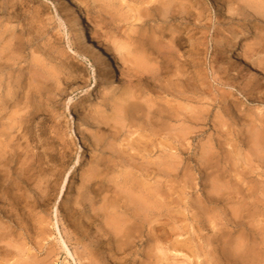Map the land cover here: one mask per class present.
Here are the masks:
<instances>
[{"label": "rangeland", "instance_id": "obj_1", "mask_svg": "<svg viewBox=\"0 0 264 264\" xmlns=\"http://www.w3.org/2000/svg\"><path fill=\"white\" fill-rule=\"evenodd\" d=\"M73 1L118 61L116 75L78 43L61 0H0V264H219L222 250L247 248L264 260V0ZM153 74L167 92L145 80L130 122L118 96ZM165 109L162 128L150 111ZM161 191L172 204L169 242L135 236L131 250H110L106 229L120 207L136 198L143 208ZM90 204L103 213L94 224L80 211Z\"/></svg>", "mask_w": 264, "mask_h": 264}, {"label": "bare ground", "instance_id": "obj_2", "mask_svg": "<svg viewBox=\"0 0 264 264\" xmlns=\"http://www.w3.org/2000/svg\"><path fill=\"white\" fill-rule=\"evenodd\" d=\"M157 1V0H156ZM149 2V1H148ZM151 2V1H150ZM153 2V1H152ZM198 3V2H197ZM76 3H74L73 0H61V5H62V9L63 12L66 16V20L68 21L67 23H69V25L71 26V29L73 30L74 36L76 38V40L78 41L79 44L86 46L88 49H91V51L93 52V58L95 59V61L99 64V69L104 71V72H109V74L111 76H114L117 74V70L119 69V64L118 61L116 59L113 58V61L110 60V58H108V53L105 51V48L103 47V45L101 44V42L98 39V36L94 33V31H92V29L90 28V25L88 23V21L86 20V18L84 17V15L82 14V12H80L77 8V6L75 5ZM168 5V4H166ZM137 6V5H136ZM138 7V6H137ZM155 6H150L149 9H152ZM232 7V6H231ZM139 8V7H138ZM222 8V7H221ZM195 9V8H194ZM235 9V8H234ZM159 11V10H158ZM237 11V9H236ZM242 11V10H241ZM156 12V11H155ZM168 12H166L164 14V21L165 22H169L172 21L174 18L172 15L167 14ZM151 14V13H150ZM143 15V14H142ZM256 15L262 16L264 17L263 13L260 12H256ZM199 16V15H198ZM208 16V15H207ZM138 18V17H137ZM193 18V17H192ZM180 19V18H179ZM264 19V18H263ZM263 19H257V21H261L264 22ZM139 20V19H138ZM162 20V18H161ZM160 20V21H161ZM195 22V21H194ZM196 23V22H195ZM242 23V22H241ZM207 25V24H206ZM69 26V27H70ZM235 32V31H234ZM170 33V32H169ZM225 33V32H224ZM241 34V33H240ZM142 35V34H141ZM201 36V35H200ZM238 36V35H237ZM197 37V36H196ZM235 39V38H234ZM193 40V39H192ZM76 41V42H77ZM195 41V40H194ZM236 41V40H235ZM222 42V41H221ZM151 45V44H150ZM86 49V48H85ZM153 49V48H152ZM145 50V49H144ZM88 51V50H87ZM85 53V52H84ZM143 53V52H142ZM92 57V56H91ZM262 57V56H261ZM131 58V57H130ZM152 59V58H151ZM263 59V58H262ZM131 61V59H129ZM128 60V61H129ZM136 60V59H135ZM133 60V61H135ZM132 61V62H133ZM139 61V60H138ZM212 61V60H211ZM137 62V61H136ZM160 62V61H159ZM132 64L135 65V63L133 62ZM144 64V63H143ZM138 65V64H136ZM141 65V63H140ZM139 66V65H138ZM176 66V65H175ZM183 66V65H182ZM261 66V65H260ZM147 68V67H145ZM152 68V67H150ZM179 68V67H178ZM181 68V66H180ZM163 69V68H161ZM197 69V68H196ZM199 69V68H198ZM208 69V68H207ZM220 69V67H219ZM223 69V68H222ZM133 70V69H132ZM238 70V69H236ZM166 71V70H165ZM182 71V70H181ZM167 72V71H166ZM225 72V71H224ZM175 75V74H173ZM35 76V74H34ZM104 76V75H103ZM177 76V75H176ZM30 77V76H29ZM137 77V83H131L130 85H128V87L124 88L123 91L120 93V95L118 96L119 100H123L126 104L124 106V111H125V116L126 118L130 121V122H134L135 120H137L139 118V115L137 116L138 112L140 111V109L142 108V102H141V97H142V89H141V84H145L144 81L147 80L149 81L148 83H152L153 87H160V89H163L165 92H167V85H163V79L157 75V74H153L150 77H147L146 79L143 77H140L138 75H136ZM167 77V76H166ZM38 78V77H37ZM181 78V77H179ZM170 79V78H169ZM105 80L107 81L108 79L105 77ZM167 80V79H166ZM184 80V79H183ZM47 81V80H46ZM143 81V83H142ZM169 81V80H168ZM259 81V80H258ZM188 82V81H186ZM191 82V81H189ZM249 82V81H247ZM264 82V81H263ZM167 82H165L166 84ZM177 83V82H176ZM194 83V82H193ZM209 82H207L208 85ZM43 84V82H42ZM186 84V83H185ZM188 84V83H187ZM196 84V82H195ZM253 84V83H252ZM146 85V84H145ZM151 85V84H150ZM178 85V83H177ZM246 85H249L248 83H246ZM245 85V86H246ZM251 85V84H250ZM249 85V86H250ZM149 86V85H148ZM172 86V85H171ZM131 87L135 88L136 90L132 89ZM198 87V86H197ZM247 87V86H246ZM41 88V86H40ZM174 88V87H173ZM185 88V87H183ZM182 88V89H183ZM219 88V87H218ZM259 88V87H258ZM180 89V86H179ZM177 89V90H179ZM222 89V88H221ZM239 89V88H238ZM34 90V89H33ZM171 90V89H169ZM181 90V89H180ZM184 90V89H183ZM220 90V89H219ZM223 90V89H222ZM185 91V90H184ZM201 91V90H200ZM218 91V90H217ZM157 92V91H156ZM160 92V91H158ZM172 92V91H171ZM186 92V91H185ZM44 93V92H43ZM161 93V92H160ZM191 93V92H190ZM164 94V93H163ZM173 94V93H172ZM185 94V93H184ZM193 94V92H192ZM260 94V93H259ZM170 95V94H169ZM178 95V94H177ZM146 96V95H145ZM161 96V95H160ZM174 96V95H173ZM182 97V96H181ZM180 97V98H181ZM186 97V95H185ZM261 97V96H260ZM52 98V97H51ZM50 98V99H51ZM208 99V98H207ZM249 99V98H248ZM255 99V98H254ZM258 100V99H257ZM163 101V100H162ZM209 101V100H208ZM262 101V100H261ZM116 102V101H115ZM173 102V101H172ZM205 102V101H204ZM210 102V101H209ZM122 103V102H121ZM145 103V101H144ZM177 102H174V104ZM182 103V102H181ZM153 104V103H152ZM155 104V103H154ZM167 104V103H166ZM171 103H169L170 105ZM118 106H120L118 104ZM168 106V105H167ZM175 106V105H174ZM71 107V106H70ZM123 107V106H122ZM148 107V106H147ZM152 107V106H150ZM156 107V106H155ZM172 107V106H171ZM181 107V106H179ZM187 107V106H186ZM162 109V107H160ZM184 108V107H183ZM119 110V109H118ZM151 110V109H150ZM154 117H158L159 120V124L162 125V128H164V126L166 125L165 123V119L168 117L166 113V109L161 111V110H152L150 111ZM68 113L72 114L73 112L71 111L70 108H68ZM186 113V111H185ZM115 114V113H114ZM122 114V113H121ZM145 114V113H144ZM187 114V113H186ZM263 114V113H262ZM188 115V114H187ZM227 115V114H226ZM173 116V115H172ZM118 117V116H117ZM142 117V116H141ZM176 117V116H175ZM174 117V118H175ZM189 117V116H188ZM198 117V116H197ZM140 119V118H139ZM164 120V121H163ZM258 120V119H257ZM260 120V119H259ZM263 120V119H262ZM190 121V120H189ZM216 121V119H215ZM126 122V121H125ZM246 122V121H245ZM259 122V121H258ZM211 123V122H210ZM221 123V122H220ZM252 124V123H251ZM263 124V123H261ZM173 125V124H172ZM128 126V125H127ZM222 126V125H221ZM226 126V125H225ZM230 126V125H229ZM250 126V125H249ZM248 126V127H249ZM264 126V125H263ZM227 129V126L225 127ZM214 129V128H213ZM221 131V130H220ZM223 131V128H222ZM100 132V131H99ZM166 132V131H165ZM222 133V132H221ZM227 133V132H226ZM161 134V133H160ZM190 134V133H189ZM231 134V133H229ZM99 135V134H98ZM128 135V134H127ZM181 135V133H180ZM176 136V135H175ZM179 135L177 134V137ZM102 137V136H101ZM96 138V136H95ZM182 138V137H181ZM197 138V137H196ZM129 139V138H128ZM98 141V140H97ZM229 141V140H228ZM164 143V142H163ZM253 146V145H252ZM142 149V148H141ZM149 149V148H148ZM124 150V149H123ZM257 150V149H256ZM148 151V150H147ZM181 151V150H180ZM226 151V150H225ZM249 151V150H248ZM153 152V151H152ZM120 153V152H119ZM122 153V152H121ZM249 153V152H248ZM20 154V153H19ZM202 155L205 153H201ZM208 155V154H207ZM250 155V154H249ZM206 156V155H205ZM213 156V155H212ZM211 156V157H212ZM260 156V155H259ZM210 157V158H211ZM262 157V156H261ZM162 158V157H161ZM209 158V157H208ZM137 159V158H135ZM7 160H9L7 158ZM211 160V159H210ZM13 161V160H12ZM82 158H78V161L76 162V164L74 166H72L73 168L69 171V173H67L65 175V177L62 179L61 184L59 185V189H60V194H61V199L64 197L66 191L68 190L70 183H71V179L72 176L83 166V162H82ZM10 163V162H9ZM2 164V163H1ZM7 165V164H6ZM9 165V164H8ZM162 165V164H161ZM164 165V164H163ZM166 165V164H165ZM36 167V166H35ZM139 167V166H137ZM144 167V166H143ZM1 168V167H0ZM7 168V167H6ZM28 168V167H27ZM172 168V167H171ZM174 168V167H173ZM217 168V167H216ZM164 169V167H163ZM4 170V169H3ZM161 170V169H160ZM186 170V169H185ZM29 172V170H27ZM26 171V172H27ZM172 172V169H171ZM187 172V171H186ZM238 173V172H237ZM91 174V173H90ZM95 174V173H94ZM187 174V173H186ZM214 174V173H213ZM239 174V173H238ZM11 175V174H10ZM23 175V174H22ZM21 175V177H22ZM93 175V173H92ZM89 177V175H87ZM96 176V175H94ZM135 176V175H134ZM184 176V175H183ZM20 177V181L22 178ZM228 178V177H227ZM1 179V178H0ZM11 180L9 181V185L12 184L13 182L16 181V178H10ZM93 176L88 178L86 181H83L81 188H79V191L77 193V195L79 197H81V199L83 200L84 194L86 190L93 192L95 188H92V185H88V183H90L92 181ZM225 179V178H224ZM143 180V179H142ZM218 180V179H217ZM225 181V180H224ZM170 182V181H168ZM167 182V184H168ZM215 182V181H214ZM229 182V181H228ZM17 183V182H16ZM21 183V182H20ZM19 183V184H20ZM102 183V182H101ZM3 184V183H2ZM138 185V184H137ZM94 186V185H93ZM235 186V185H234ZM219 187V186H218ZM221 187V186H220ZM101 188V187H100ZM166 190V189H165ZM226 191V190H225ZM9 192V191H8ZM97 192V191H96ZM152 192V191H151ZM156 192V191H155ZM228 192V191H227ZM103 193V192H102ZM101 193V194H102ZM100 194V193H99ZM98 194V195H99ZM104 194V193H103ZM223 194V193H222ZM97 195V193H96ZM108 195V194H107ZM118 195V194H117ZM77 196V197H78ZM162 199L160 200L159 197H157L156 194L154 195H150L147 198V202L145 203L146 206L143 205V208H140V206L137 205V202H141L140 200L136 199V198H132V201H128L125 202V204L123 206L120 207V209H122V219L121 221L116 225H112L108 226V228H104L106 229V234L109 235L108 239H107V243L108 245H110V250H117V251H121L123 252H127L128 250H131L133 247H136L135 245V240L132 237L135 236H139L140 241H142V245H148L150 246L152 242H154V239H158L156 236L158 235L160 237H163L162 239L164 240H168L169 242V238L170 235L173 231L172 228L169 227V221L168 219H171V209L169 207L170 205V201H168L169 199V195H167L164 191L160 192L159 195ZM96 197V196H95ZM95 197H93L95 199ZM130 197V196H129ZM128 197V198H129ZM136 197V196H134ZM146 197V196H145ZM109 198V197H108ZM159 198V199H158ZM209 199L211 201H219L220 199L218 198H214L213 197H209ZM92 197L88 199V201H92ZM105 200V199H103ZM124 200V199H123ZM146 201V200H145ZM210 201V202H211ZM100 202V201H99ZM79 201H77V205H78ZM98 203V202H97ZM109 203V201H108ZM124 203V202H122ZM200 203V202H199ZM246 203V202H245ZM244 203V204H245ZM103 204V203H102ZM144 204V203H142ZM177 204V203H176ZM81 205V204H80ZM109 205L111 206V203H109ZM113 205V204H112ZM117 205H119L117 203ZM121 205V204H120ZM172 205V204H171ZM170 205V206H171ZM246 205V204H245ZM69 206V205H68ZM84 206V205H83ZM103 206H108V205H103ZM102 206V207H103ZM114 206V205H113ZM89 207V206H88ZM237 207V206H236ZM116 208V207H115ZM104 209V208H103ZM113 209V207L111 208ZM71 212H73V210L70 208ZM80 210V209H79ZM82 213L87 214V218L90 220L92 219V224L97 223L98 219L102 216L103 213L100 212V209L97 207H94V205L90 204L89 207V211L86 210V206H84ZM79 212V211H77ZM76 212V213H77ZM106 212V210L104 211ZM206 212V211H205ZM251 212V211H250ZM58 213V208H56V215ZM69 213V212H68ZM80 213V212H79ZM117 213V212H116ZM107 214V212H106ZM105 214V215H106ZM115 214V213H114ZM113 214V216H114ZM120 214V213H119ZM120 214V215H121ZM69 215H74L72 213H69ZM119 215V216H120ZM180 215V214H179ZM183 215V214H182ZM207 215V214H206ZM241 215V214H240ZM251 215V214H250ZM84 216V215H83ZM109 216V215H108ZM107 216V217H108ZM117 216V215H116ZM181 216V215H180ZM242 216V215H241ZM260 216V215H259ZM106 218V217H105ZM121 218V217H120ZM109 219V218H106ZM110 219L112 220L113 218L110 217ZM117 219V218H115ZM119 219V218H118ZM118 219L116 221H118ZM193 219V218H192ZM241 219V218H240ZM120 220V219H119ZM107 221V220H106ZM246 222V221H245ZM84 223V222H83ZM107 223V222H106ZM250 223V222H249ZM8 224V223H7ZM115 224V223H114ZM24 225V224H23ZM56 227V230L59 234V242L60 245L62 246V248L64 250L67 251V253L73 257V252H71L68 242L67 240L63 237L61 231H60V227H59V223L58 220L54 225ZM173 227V226H172ZM1 228V227H0ZM174 228V227H173ZM103 229V228H102ZM255 229V228H254ZM214 231V230H213ZM33 232V230H32ZM94 232V231H93ZM174 232V231H173ZM82 233V232H81ZM2 234V233H1ZM45 234V233H44ZM52 234V233H51ZM76 234L78 235V233L76 232ZM50 236V234H49ZM106 236V235H105ZM43 237V235H42ZM156 237V238H155ZM131 238L134 240L131 241ZM138 238V239H139ZM2 239V238H1ZM45 239V238H44ZM80 239V236L78 238V240ZM137 239V240H138ZM161 239V238H159ZM171 239V238H170ZM177 239V238H176ZM174 239V240H176ZM181 239V236H180ZM77 240V242H78ZM161 241V240H160ZM159 242V241H158ZM166 242V241H165ZM180 242V240L178 241ZM182 242V241H181ZM106 243V242H105ZM106 243V245H107ZM155 243V242H154ZM167 243V242H166ZM183 243V242H182ZM139 244V243H138ZM156 244V243H155ZM170 244V243H169ZM173 244V243H171ZM170 244V245H171ZM177 244V243H176ZM38 245V244H37ZM165 246V245H163ZM173 246V245H171ZM175 246V245H174ZM38 247V246H37ZM152 247V246H151ZM168 247V246H167ZM179 248V244L177 246ZM93 248V247H92ZM106 248V246H105ZM156 248V247H154ZM153 248V249H154ZM177 248V249H178ZM109 249V248H108ZM107 249V250H108ZM173 249V248H172ZM175 249V248H174ZM183 249V248H182ZM158 250V248H157ZM176 250V249H175ZM179 250V249H178ZM188 250V249H187ZM225 250V249H224ZM222 250L220 252L221 255V259L219 260V264H261V262H263L264 260H262L261 258H256L252 255L250 248H247L244 252L240 253V252H229L228 254L225 253V251ZM95 251V250H94ZM149 251V250H148ZM109 252V251H108ZM113 253V251H111ZM147 252V251H146ZM153 252V251H152ZM151 252V253H152ZM157 252V251H155ZM179 252V251H178ZM186 252V251H183ZM92 253V252H91ZM189 253V252H188ZM261 253V252H260ZM86 254V253H85ZM147 254V253H146ZM157 254V253H155ZM159 254V253H158ZM180 254V252H179ZM37 255V254H36ZM87 255V254H86ZM91 255V254H90ZM151 254H149L150 256ZM261 255V254H260ZM30 256V255H29ZM153 256V255H151ZM156 256V255H155ZM158 256V255H157ZM33 257V256H32ZM35 257V256H34ZM81 257V255H80ZM86 257L89 258V256L87 255ZM84 256H82V258H86ZM92 257V256H91ZM95 257V256H94ZM148 257V256H147ZM161 257V255H160ZM166 257V255H165ZM262 257V256H261ZM2 258V257H1ZM119 258V257H118ZM150 258V257H149ZM159 258V256H158ZM163 258V257H161ZM81 259V258H80ZM94 259V258H93ZM165 259V258H163ZM197 259V258H196ZM195 259V260H196ZM1 260V259H0ZM82 260V259H81ZM92 260V259H91ZM162 260V259H161ZM6 261V260H5ZM142 261V260H141ZM159 261V260H158ZM197 261V260H196ZM120 262V260H119ZM127 262V260H126ZM148 262V261H147ZM28 263V262H27ZM94 263V262H93ZM98 263V262H97ZM124 263V262H123ZM129 263V262H128ZM153 263V262H152ZM160 263H165L163 261H160ZM11 264V263H10ZM14 264V263H13ZM92 264V263H91ZM121 264V263H120ZM139 264V263H138ZM142 264V262H141ZM147 264V263H146ZM149 264V263H148ZM158 264V262L156 263Z\"/></svg>", "mask_w": 264, "mask_h": 264}]
</instances>
